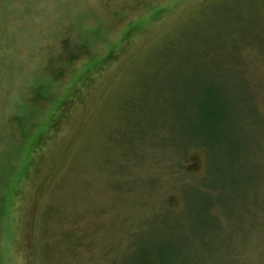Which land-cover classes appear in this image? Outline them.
<instances>
[{
    "label": "rangeland",
    "instance_id": "obj_1",
    "mask_svg": "<svg viewBox=\"0 0 264 264\" xmlns=\"http://www.w3.org/2000/svg\"><path fill=\"white\" fill-rule=\"evenodd\" d=\"M161 256L264 264V0H0V264Z\"/></svg>",
    "mask_w": 264,
    "mask_h": 264
},
{
    "label": "trees",
    "instance_id": "obj_2",
    "mask_svg": "<svg viewBox=\"0 0 264 264\" xmlns=\"http://www.w3.org/2000/svg\"><path fill=\"white\" fill-rule=\"evenodd\" d=\"M208 114H209V112H208ZM213 116H214V112H210V117H213ZM206 119L207 118L204 116L203 117V124L204 123L206 124ZM150 256H151V253L149 251L144 252V257H145V262L144 263H146V261H147V263L149 262ZM160 259H161L162 264H173V263L174 264H180L181 263L179 260L173 261L174 257H170V256H168V257L161 256Z\"/></svg>",
    "mask_w": 264,
    "mask_h": 264
}]
</instances>
